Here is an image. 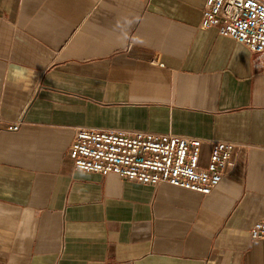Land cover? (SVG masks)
I'll return each instance as SVG.
<instances>
[{
	"label": "crops",
	"instance_id": "0c3cea01",
	"mask_svg": "<svg viewBox=\"0 0 264 264\" xmlns=\"http://www.w3.org/2000/svg\"><path fill=\"white\" fill-rule=\"evenodd\" d=\"M205 2L0 0V264H264V64ZM77 126L202 138L200 167L230 141L235 165L210 194L103 176Z\"/></svg>",
	"mask_w": 264,
	"mask_h": 264
},
{
	"label": "built area",
	"instance_id": "2783aa9c",
	"mask_svg": "<svg viewBox=\"0 0 264 264\" xmlns=\"http://www.w3.org/2000/svg\"><path fill=\"white\" fill-rule=\"evenodd\" d=\"M200 26L216 28L226 37L245 45L264 64V0H206ZM155 62L163 65L158 54ZM21 122L9 126L18 130ZM199 137L171 132L124 131L77 126L69 146L76 169L114 173L123 179L158 186L170 183L210 194L226 172L233 168L236 144L213 140L210 160L199 166ZM253 239H264V218L250 230Z\"/></svg>",
	"mask_w": 264,
	"mask_h": 264
}]
</instances>
